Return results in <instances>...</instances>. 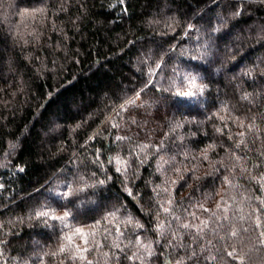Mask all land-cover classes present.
Segmentation results:
<instances>
[{
    "label": "trees",
    "instance_id": "trees-1",
    "mask_svg": "<svg viewBox=\"0 0 264 264\" xmlns=\"http://www.w3.org/2000/svg\"><path fill=\"white\" fill-rule=\"evenodd\" d=\"M0 264H264V0H0Z\"/></svg>",
    "mask_w": 264,
    "mask_h": 264
},
{
    "label": "snow or ice",
    "instance_id": "snow-or-ice-1",
    "mask_svg": "<svg viewBox=\"0 0 264 264\" xmlns=\"http://www.w3.org/2000/svg\"><path fill=\"white\" fill-rule=\"evenodd\" d=\"M189 83H190V89H196V92H193V91L189 90V91H185V92H179L178 95L184 96V97H192V96L196 95L198 92H202L203 91L202 87H198L197 86L195 77H192V79L190 80ZM119 170L120 169H117V171H119ZM101 183H103V182H101ZM129 195H131L130 191H129ZM166 211H167V209H166ZM40 215L47 216L48 213L44 212V213H40ZM67 215H69V213L66 212L64 217H54V218L64 220ZM184 227H187V225H184ZM79 231L80 230L77 229V232H79ZM229 255H232V253H229Z\"/></svg>",
    "mask_w": 264,
    "mask_h": 264
},
{
    "label": "rangeland",
    "instance_id": "rangeland-1",
    "mask_svg": "<svg viewBox=\"0 0 264 264\" xmlns=\"http://www.w3.org/2000/svg\"><path fill=\"white\" fill-rule=\"evenodd\" d=\"M39 239H40L39 237L36 238V239H35V242L38 243V242L40 241Z\"/></svg>",
    "mask_w": 264,
    "mask_h": 264
}]
</instances>
